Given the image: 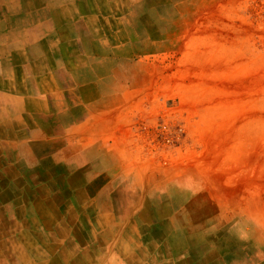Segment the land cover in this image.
<instances>
[{
  "label": "rangeland",
  "instance_id": "1",
  "mask_svg": "<svg viewBox=\"0 0 264 264\" xmlns=\"http://www.w3.org/2000/svg\"><path fill=\"white\" fill-rule=\"evenodd\" d=\"M132 4L122 172L0 142V264H264V0Z\"/></svg>",
  "mask_w": 264,
  "mask_h": 264
},
{
  "label": "crops",
  "instance_id": "2",
  "mask_svg": "<svg viewBox=\"0 0 264 264\" xmlns=\"http://www.w3.org/2000/svg\"><path fill=\"white\" fill-rule=\"evenodd\" d=\"M132 3L0 0V142L8 157L47 140L66 167L114 158L105 171L122 172L127 139L114 62L130 47Z\"/></svg>",
  "mask_w": 264,
  "mask_h": 264
}]
</instances>
